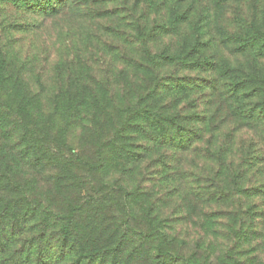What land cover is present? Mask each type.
Listing matches in <instances>:
<instances>
[{
  "label": "trees",
  "instance_id": "16d2710c",
  "mask_svg": "<svg viewBox=\"0 0 264 264\" xmlns=\"http://www.w3.org/2000/svg\"><path fill=\"white\" fill-rule=\"evenodd\" d=\"M147 2L155 9L165 6L169 15L153 24L154 36L138 23L136 39L149 82L121 109L108 94L74 79L53 92L51 109L43 110L42 93L29 89L19 66L11 65L18 63L16 57H8L0 42V264H88L106 252L108 241L96 238L110 235V210L121 220L116 227L118 241L108 249L113 259L118 256L119 264L138 259L185 264L182 256L161 249L168 235L148 208L142 211V225H133L144 200L138 185L141 178L129 187L127 181L108 177L118 169L122 180L129 178L123 174L140 171L143 153L154 148L165 157L166 149L187 151L218 168L223 161L215 160L222 158V146L214 140L223 131L228 133L225 142H230L232 130L223 128L227 121L264 130V95L260 96L264 88L259 85L264 79L256 77L257 72L233 69L214 54L206 55L196 47L197 38L187 43L184 36L171 53L152 51L151 40L175 35L188 16L178 6L179 0ZM68 4L67 0H0L2 7L47 17L64 11ZM260 42L255 49L263 55L264 41ZM233 50H243L241 43ZM166 64L182 74L159 76L157 69ZM188 68L210 73L207 83L187 80L183 72ZM200 89L209 90L203 100L190 98ZM173 102L176 105L171 107ZM76 122L81 124V134L74 146L67 134ZM134 136L148 146L134 142ZM157 162L164 166L165 161ZM150 170L145 164L143 172ZM217 190L202 186L195 192L186 187L184 193L201 195L204 204L229 196L224 189ZM206 220L214 222L212 216ZM154 239L160 247L148 252L145 243ZM92 242L99 245L91 247Z\"/></svg>",
  "mask_w": 264,
  "mask_h": 264
},
{
  "label": "rangeland",
  "instance_id": "374dc122",
  "mask_svg": "<svg viewBox=\"0 0 264 264\" xmlns=\"http://www.w3.org/2000/svg\"><path fill=\"white\" fill-rule=\"evenodd\" d=\"M67 4L64 11L48 17L0 5V42L8 57H16L18 62L11 65L19 66L30 90L42 93L43 110L52 107L50 95L74 79L85 81L94 91L108 94L121 109L149 82L136 39L138 23L144 24L146 31L154 36L151 27L168 18L169 12L165 6L155 9L147 0H67ZM177 4L186 11L188 19L175 35L162 34L151 40L152 51L171 53L184 36L187 43L197 38L196 47L206 55L214 54L216 60H226L233 69L241 67L247 73L257 72L256 77L264 79V53L261 55L255 49L264 41V0H179ZM228 38L231 42H224ZM238 38L243 40L238 43ZM240 43L243 50H233ZM177 73L182 74L180 69L175 73L170 64L157 69L161 77H173ZM183 75L192 82L207 83L210 73L188 68ZM259 85L264 88V84ZM208 91L200 89L190 98L199 102ZM175 105L173 102L171 107ZM235 121L229 120L223 126L225 131L232 130L230 142H225L228 133L223 131L214 140L222 146V158L215 160L223 161L221 167L187 151L166 149L165 157L154 148L143 153L140 171L123 174L129 178L122 180L118 169L108 177V180L127 181L129 187L141 178L138 185L145 193L144 200L133 225H142V211L148 208L156 221L163 222L168 235L169 241L161 249L182 256L185 264H251L252 261V264H264V130ZM80 125L76 122L67 134L68 142L74 146L81 134ZM136 141L148 146V142L134 136ZM157 161H165L164 166ZM145 164L151 169L149 172H143ZM202 186L216 191L222 188L229 196L204 204L201 195L195 198L184 193L186 187L198 192ZM112 213V210L107 213L110 235L96 238L108 241L106 252L88 264H119L118 256L113 259L114 254L108 253L109 247L118 241L116 227L121 221ZM209 216L214 218L213 224L206 220ZM134 241L128 242L125 250ZM92 243L94 248L99 245ZM159 244L157 239L145 243L148 252L160 247ZM227 254L232 257L227 258ZM127 264H155V261L138 259Z\"/></svg>",
  "mask_w": 264,
  "mask_h": 264
}]
</instances>
